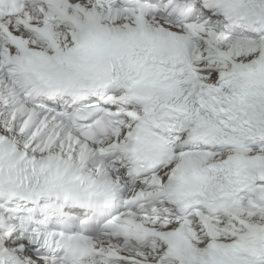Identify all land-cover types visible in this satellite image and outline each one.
I'll return each mask as SVG.
<instances>
[{
    "label": "snow or ice",
    "instance_id": "6c2138e0",
    "mask_svg": "<svg viewBox=\"0 0 264 264\" xmlns=\"http://www.w3.org/2000/svg\"><path fill=\"white\" fill-rule=\"evenodd\" d=\"M0 264H264V0H0Z\"/></svg>",
    "mask_w": 264,
    "mask_h": 264
}]
</instances>
